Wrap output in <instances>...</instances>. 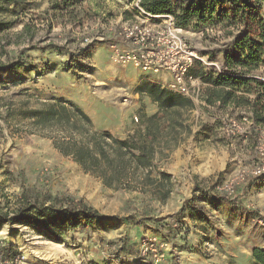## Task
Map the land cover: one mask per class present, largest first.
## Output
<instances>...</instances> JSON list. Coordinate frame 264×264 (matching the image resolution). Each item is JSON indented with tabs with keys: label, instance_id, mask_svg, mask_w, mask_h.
<instances>
[{
	"label": "rangeland",
	"instance_id": "obj_1",
	"mask_svg": "<svg viewBox=\"0 0 264 264\" xmlns=\"http://www.w3.org/2000/svg\"><path fill=\"white\" fill-rule=\"evenodd\" d=\"M56 1L62 0H29L17 8L20 14L10 39L18 42L6 46L9 57L0 54L7 61L21 52L25 62V67L0 78V204L12 212L24 194L48 203L55 198L77 199L98 209L106 221L70 229L60 242L27 223L0 224V246L9 243L19 252L0 264H257L253 249L262 245L258 220L264 218V178L258 187L255 181L240 186L237 198L222 197L216 189L237 172L239 159L249 166L256 161L255 132L244 140L221 129L220 117L235 113L230 107L203 102L195 120L190 112V129L195 128L196 135L189 141L191 131L182 130L179 145L191 147L178 159L196 161L200 168L221 165L222 170L203 176L192 171L188 175L185 168L186 173L176 176L179 193L166 203L150 193L104 185L60 154L50 139L17 127L15 118H4L19 100L34 106L37 100L64 97L82 107L97 129L124 139L137 128L140 113L149 114L146 96L136 88L151 82L142 77H152L133 66L112 67L106 45L84 41L107 35L109 23L129 18L138 0H84L74 8L64 9L59 3L53 9ZM189 1L173 0L175 9ZM253 1L264 8V0ZM232 17L229 3H216L212 17L186 28L199 55L209 62L203 66L197 61L194 72H215L213 64L223 68L225 51L239 56L232 42L242 27L227 24ZM25 24L31 38L17 36ZM253 74L264 78V65ZM171 154L159 162L165 171L176 164ZM187 200L200 209L195 218H179Z\"/></svg>",
	"mask_w": 264,
	"mask_h": 264
},
{
	"label": "trees",
	"instance_id": "obj_2",
	"mask_svg": "<svg viewBox=\"0 0 264 264\" xmlns=\"http://www.w3.org/2000/svg\"><path fill=\"white\" fill-rule=\"evenodd\" d=\"M28 1L0 0L1 55L9 57L6 46L18 42L10 39V29L20 14L17 8L26 6ZM83 1H56L52 8L58 9L59 3L64 9L74 8ZM222 2L229 3L233 15L227 24L242 27L232 42L237 45L239 56L225 51L222 72L202 69L196 73L193 69L192 73L207 84L202 95L207 106L250 109L254 120L264 125V80L253 74L264 65V8L260 3L253 0H191L178 9L173 0H139L138 4L154 15L170 14L177 26L189 28L205 22L207 15L212 17L216 3ZM25 34L32 37L28 24L17 36ZM21 54L17 58H7V61L0 59V78L4 73L25 67ZM237 67L240 70L234 69ZM136 93L149 97L158 111L152 115L141 112L137 128L124 139L108 130L97 129L82 107L64 97L37 100L34 106L19 100L13 110H7L4 118H15L17 127L50 139L60 154L70 157L85 172L99 177L104 185L150 193L154 199L166 203L174 190V182L172 175L160 168L159 162L169 158L179 145L183 129L191 131L189 119L195 102L154 82L141 84ZM199 211L194 200H187L178 215L179 218H195ZM104 221L106 217L98 209L77 199L55 198L48 203L38 198L28 199L24 194L12 212L0 204V224L27 223L38 233L58 242L70 229L91 228ZM18 253L12 244L4 243L0 246V261L13 259ZM253 257L257 264H264V253L260 248L253 249Z\"/></svg>",
	"mask_w": 264,
	"mask_h": 264
},
{
	"label": "built area",
	"instance_id": "obj_3",
	"mask_svg": "<svg viewBox=\"0 0 264 264\" xmlns=\"http://www.w3.org/2000/svg\"><path fill=\"white\" fill-rule=\"evenodd\" d=\"M138 2L129 18L120 17L109 23L107 35L87 37L84 41L106 45L112 67L133 66L147 76L156 77V83L169 91L203 103L206 83L192 70L197 61L203 66L209 65L207 57L199 55L189 31L177 26L172 15L146 12ZM213 65L215 72L223 71L218 64ZM230 108L235 113L226 112L220 117L222 131L244 140L252 131L259 137L254 147L255 163L249 166L239 159L237 172L216 188L222 197L237 198L241 196L240 186L251 181L258 183L264 178V125L254 120L250 109ZM258 224L264 237V218H260ZM262 250L264 253V244Z\"/></svg>",
	"mask_w": 264,
	"mask_h": 264
},
{
	"label": "crops",
	"instance_id": "obj_4",
	"mask_svg": "<svg viewBox=\"0 0 264 264\" xmlns=\"http://www.w3.org/2000/svg\"><path fill=\"white\" fill-rule=\"evenodd\" d=\"M142 79H144L145 81H148V79H149V81H151V82L156 81V78L155 77H152V78L142 77ZM144 80H142V81H144ZM206 86H207V84L204 86V89L206 88ZM146 102L148 103V109H147L148 110V113H149L148 115H152V114H154V113H156L158 111L157 105L154 104L152 102V100L149 97H147V96H146ZM194 102H195V108H194V110H192V111H194L192 117L195 120V118L197 119L198 116L200 115L199 113L202 112L201 106H200V104H202V103H200L199 101H194ZM195 135H196V130H195V128H193L192 131H191V134L189 136V141L192 138H194ZM188 147H191V146H187L186 143L183 142L178 147H176V149L174 151H172L171 157L174 159V161L176 160V164H174L172 167L168 168L167 169L168 171H166L169 174H171L172 177H173L174 190L172 192V195L175 194V192H178L179 193V191L176 188V186H177V184H176V181H177L176 180V176L179 177L178 176L179 173H181V174L182 173H186L185 172V168L187 169V174L188 175H189V171H192V173L201 174L203 176L210 175L211 173H214L216 170H218V171L219 170H222L221 169V165H219L218 167L215 166V167H210V168H208V167L200 168L199 167L200 165H198V163H195L196 161L195 162H191L188 159H186V160H184V159L179 160L178 159L179 156L182 154V152L184 151V149H186ZM169 157H170V155H169ZM201 165H203V164H201ZM254 186H257L258 187V183H254ZM257 187H255L254 189L256 190ZM186 197H192V193H190V194L187 193ZM263 244H264V237H263V234H262V245H261V248H260L261 250L263 248Z\"/></svg>",
	"mask_w": 264,
	"mask_h": 264
},
{
	"label": "bare ground",
	"instance_id": "obj_5",
	"mask_svg": "<svg viewBox=\"0 0 264 264\" xmlns=\"http://www.w3.org/2000/svg\"><path fill=\"white\" fill-rule=\"evenodd\" d=\"M110 68V67H109Z\"/></svg>",
	"mask_w": 264,
	"mask_h": 264
}]
</instances>
